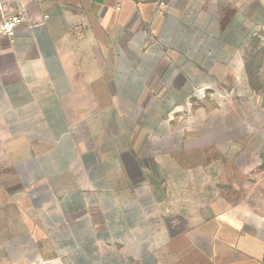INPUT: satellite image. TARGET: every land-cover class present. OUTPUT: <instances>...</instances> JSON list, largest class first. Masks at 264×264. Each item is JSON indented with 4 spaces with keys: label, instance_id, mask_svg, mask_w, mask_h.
Returning a JSON list of instances; mask_svg holds the SVG:
<instances>
[{
    "label": "crops",
    "instance_id": "0c3cea01",
    "mask_svg": "<svg viewBox=\"0 0 264 264\" xmlns=\"http://www.w3.org/2000/svg\"><path fill=\"white\" fill-rule=\"evenodd\" d=\"M163 2L0 0L25 14L0 37V264H264V218L198 196L166 146L194 101L251 91L264 0Z\"/></svg>",
    "mask_w": 264,
    "mask_h": 264
},
{
    "label": "rangeland",
    "instance_id": "374dc122",
    "mask_svg": "<svg viewBox=\"0 0 264 264\" xmlns=\"http://www.w3.org/2000/svg\"><path fill=\"white\" fill-rule=\"evenodd\" d=\"M245 71L251 91L246 85L237 86L234 104L223 107L221 99L211 95L194 101L173 116L166 146L184 153L185 169L180 174L195 182L198 196L212 201L229 196L264 218V163L258 164L252 153L235 147V138L243 132L264 134V35L252 39ZM222 140L226 145H221ZM173 166H165L164 172Z\"/></svg>",
    "mask_w": 264,
    "mask_h": 264
},
{
    "label": "built area",
    "instance_id": "2783aa9c",
    "mask_svg": "<svg viewBox=\"0 0 264 264\" xmlns=\"http://www.w3.org/2000/svg\"><path fill=\"white\" fill-rule=\"evenodd\" d=\"M22 1V0H18ZM160 5H162L164 2L163 0H155ZM25 14L24 10L18 11L16 14L5 17L0 22V37L5 36L7 37L10 42H14L15 40V28L16 26L24 20Z\"/></svg>",
    "mask_w": 264,
    "mask_h": 264
}]
</instances>
